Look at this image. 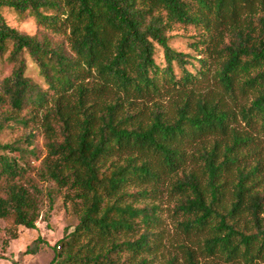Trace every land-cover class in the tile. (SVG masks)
Segmentation results:
<instances>
[{"label":"trees","instance_id":"1","mask_svg":"<svg viewBox=\"0 0 264 264\" xmlns=\"http://www.w3.org/2000/svg\"><path fill=\"white\" fill-rule=\"evenodd\" d=\"M4 6L34 16L40 32L9 25ZM177 29L196 31L188 39L195 53L172 47ZM0 55L13 64L0 82V131L42 111L47 153L39 174L82 204L80 223L60 244L66 253L51 264H150L142 253L151 252L158 206L138 202L157 192L145 185L165 179L179 194L181 229L207 231L208 256L264 260L260 164L239 165L243 145L264 141V0H0ZM29 61L43 84L27 74ZM211 76L225 93L245 96L239 113L252 132L232 125L237 114L220 98L198 90ZM207 137L211 145L193 156L203 170L188 169L186 145ZM0 151V218L35 228L42 193L21 160L37 151L1 142ZM232 171L227 205L222 189ZM137 184L143 188L131 190Z\"/></svg>","mask_w":264,"mask_h":264},{"label":"rangeland","instance_id":"2","mask_svg":"<svg viewBox=\"0 0 264 264\" xmlns=\"http://www.w3.org/2000/svg\"><path fill=\"white\" fill-rule=\"evenodd\" d=\"M2 13L9 25L31 35L40 32L34 16L30 14L22 15L8 6L2 8ZM195 32L193 29L189 31L184 29L172 31V38L170 40L172 47L180 51L195 53L188 45L189 37ZM157 62L162 65L165 64L163 49L161 47H158ZM189 67L191 68L190 65ZM12 68L13 64L7 60L6 55H0V82L11 74ZM176 70L178 71V68ZM27 74L34 82L44 83L43 77L32 61L28 63ZM198 90L208 96L220 98L226 108L231 109L237 114L238 118L236 121H233L232 125L236 126L241 132H252V129H249L245 122L241 120L239 113L241 106L246 102L245 96L237 94L235 97H232L225 93L221 85L212 76ZM163 103L169 109L172 108L169 98L163 99ZM35 113L38 114H36L34 119L30 120L29 124L24 125L14 120H9L3 130L0 131L1 143L19 144L23 148H34L37 151L36 155H38V158L26 154L25 160H21V163L25 165L30 163L31 172L36 179V185L39 192L42 193L41 199H39L40 216L35 228L25 226L13 227L6 220L0 218V264H51L59 251L66 253V246L60 247L61 241L69 233L73 232L81 221L79 212L82 204L80 200H70L69 198L74 191L68 188H57L53 181L44 179L39 174L42 170V160L47 153L45 144L46 133L41 123L42 111H36ZM13 126L15 127L14 129H12ZM30 133H32L30 136L32 137V141H34L33 144H29L27 140H23L24 136ZM222 138L226 142L230 141L229 137ZM212 139V137H207L197 141V143L186 145L188 169H195L199 172L203 170V160L201 158H193V156L197 154L201 143L205 142L211 145ZM1 152L3 153V151ZM241 153L247 154L241 159L239 165L247 163L249 167H252L257 163L260 164V170L255 179L258 180V183H256L257 188L263 190L264 141L243 145ZM9 154L18 156L16 152ZM235 175V171H232L228 176L227 174L224 176L228 180V183L222 189L224 196L221 199L227 205L233 200L232 189L233 183L236 181ZM170 180L165 179V181L159 184L151 183L145 185L148 189H152L153 186L156 187L157 192H153L138 202L140 206H158L157 213L160 220L154 226L156 235L151 237V252L142 253V255L150 259V264H173L174 262L176 264H264V260L262 259L256 260L254 263H247L243 260L230 262L223 257L208 256L207 251L203 247V239L206 237L207 231L186 233L181 229L179 221L183 217L181 213L175 210L179 194L171 190ZM141 188H143L142 184H137L131 190H139ZM248 218L247 213L242 214L239 218V225L245 224ZM140 233H142V230L139 231ZM84 241L82 240V243L76 249ZM187 249L192 250L194 253L193 263L189 260ZM128 254L132 255L131 252H128ZM125 256L127 255L125 254L123 259H125ZM137 260L138 258H130L129 264Z\"/></svg>","mask_w":264,"mask_h":264}]
</instances>
